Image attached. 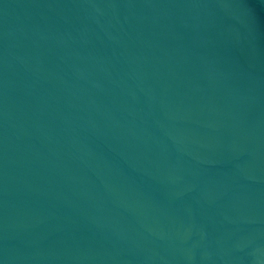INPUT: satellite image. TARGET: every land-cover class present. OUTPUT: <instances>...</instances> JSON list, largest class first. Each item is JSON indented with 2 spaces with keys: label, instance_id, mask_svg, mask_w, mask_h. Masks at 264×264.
<instances>
[{
  "label": "water",
  "instance_id": "1",
  "mask_svg": "<svg viewBox=\"0 0 264 264\" xmlns=\"http://www.w3.org/2000/svg\"><path fill=\"white\" fill-rule=\"evenodd\" d=\"M0 264H264V0H0Z\"/></svg>",
  "mask_w": 264,
  "mask_h": 264
}]
</instances>
